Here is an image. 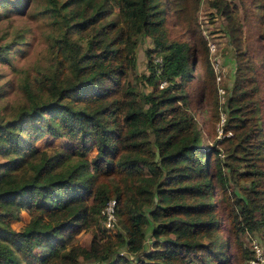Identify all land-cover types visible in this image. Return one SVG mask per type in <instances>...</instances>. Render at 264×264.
Returning a JSON list of instances; mask_svg holds the SVG:
<instances>
[{
  "label": "trees",
  "instance_id": "16d2710c",
  "mask_svg": "<svg viewBox=\"0 0 264 264\" xmlns=\"http://www.w3.org/2000/svg\"><path fill=\"white\" fill-rule=\"evenodd\" d=\"M18 1L0 0L7 7L0 16L24 14L29 0ZM253 2L263 24L264 0ZM209 4L225 17L236 68L222 125L231 134L204 144L189 110L202 102L195 97L204 74L215 75L191 29L195 16L185 27L199 60L180 29L172 34L177 25L164 0H46V62L25 73L27 102L16 114L4 117L0 108V264H240L254 257L240 237L264 232V33L261 47L251 46L256 33L248 23L242 36L236 3ZM140 34L153 41L141 76L151 88L142 94L128 77ZM9 48L0 45L4 63ZM197 61L204 74L196 78L188 65ZM208 90L213 137L223 105L213 83ZM46 134L67 143L39 151L34 143ZM117 170L119 184L98 183ZM110 199L114 240L98 232L88 248L72 242ZM22 210L30 219L16 230L10 221ZM148 226L156 243L146 251Z\"/></svg>",
  "mask_w": 264,
  "mask_h": 264
},
{
  "label": "rangeland",
  "instance_id": "374dc122",
  "mask_svg": "<svg viewBox=\"0 0 264 264\" xmlns=\"http://www.w3.org/2000/svg\"><path fill=\"white\" fill-rule=\"evenodd\" d=\"M24 0H19L18 3ZM230 6L232 3H236L237 8L232 9L233 16H237L241 22V34L244 36L248 23L252 24L254 32L250 41L251 46L261 47L263 39L259 34L264 33V23L261 24L257 20L258 10L255 7L253 0H228ZM248 1V7L246 3ZM165 7L168 12L169 23L175 22L177 28L172 29V34L180 29L181 39L187 41L193 47V58L199 60V46L193 45L191 37H186L188 28L185 27V22L195 16V22H192L191 29H196L199 33V42L204 44L207 51L208 59L213 69L215 78H206L205 74L199 68V62L193 66L189 64V73L195 74V77L203 76V85L205 89L199 92V95L195 98H201V103H194V106L190 108V112L195 116L197 121V127L201 133V138L204 144H210L212 140L221 138L225 134L230 135L231 132L223 133L222 125L226 117V111L224 110L225 102L228 98L227 88H230L234 71L236 68L235 54L232 41L228 39L225 33L226 20L225 17L216 11L215 7H211L209 0H199L198 5L194 3V0H164ZM29 7V8H28ZM27 11L24 14L17 13L16 11L7 12L6 15L0 16V45H9V62L4 63L0 60V108L1 114L4 117H12L19 110L20 105L26 103V96L22 89V83L26 72H30L37 65H44L47 56L48 41L51 32V15L46 9V0H29ZM7 7H0V12H4ZM248 14V15H246ZM248 16V17H247ZM190 32V31H189ZM185 33V36L183 34ZM196 33V34H198ZM258 39V41H257ZM153 47L152 39L144 34H140L136 38L133 72H129V79L134 83L142 94L149 91V86L142 79V75L148 73L146 51ZM262 50L256 52V63L262 64L260 54ZM155 58L157 61L159 58ZM158 57V56H157ZM137 77V78H136ZM261 83L263 86L264 96V72L260 73ZM217 90V96L223 107L220 106L219 121L216 122L213 131L215 135L211 137L210 127L208 125V100L209 92L208 88L212 85ZM189 90H194V86H190ZM264 110V101L262 104ZM67 143V139L64 136H52L46 134L37 141L35 146L37 150L53 151L54 149L62 147ZM95 154V150H90L86 158L90 159ZM2 157L0 156V160ZM122 179V174L119 170L111 173L102 174L99 179L100 185H107L112 187L119 184ZM105 215L100 211L95 215L94 223L80 230L73 238L72 242L78 243L81 246L88 248L91 243L92 236L98 232L104 235V238L111 237L114 240V236L119 226L106 227L104 224ZM30 216L25 211L19 212L18 217H14L10 221L12 228L20 230L29 221ZM113 228V229H112ZM116 228V229H115ZM150 226L146 231V237L144 240V250H148L151 246H155L156 241L150 235ZM241 240L245 246L251 247L254 250V257L242 261L240 264H264V232L257 234L243 233ZM121 249L115 247V250ZM33 251L38 256L39 252L37 248ZM140 256L142 254L140 253ZM90 261L82 260L78 258L76 264H89ZM39 264V263H30ZM42 264V263H41Z\"/></svg>",
  "mask_w": 264,
  "mask_h": 264
},
{
  "label": "built area",
  "instance_id": "2783aa9c",
  "mask_svg": "<svg viewBox=\"0 0 264 264\" xmlns=\"http://www.w3.org/2000/svg\"><path fill=\"white\" fill-rule=\"evenodd\" d=\"M114 207H115V200L110 199L101 210V212L105 215L104 224L106 225V227H113L115 224L116 218L114 213Z\"/></svg>",
  "mask_w": 264,
  "mask_h": 264
}]
</instances>
